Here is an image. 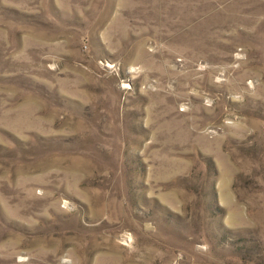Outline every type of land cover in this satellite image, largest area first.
Instances as JSON below:
<instances>
[{
	"label": "rangeland",
	"instance_id": "rangeland-1",
	"mask_svg": "<svg viewBox=\"0 0 264 264\" xmlns=\"http://www.w3.org/2000/svg\"><path fill=\"white\" fill-rule=\"evenodd\" d=\"M0 264H264V0H0Z\"/></svg>",
	"mask_w": 264,
	"mask_h": 264
}]
</instances>
